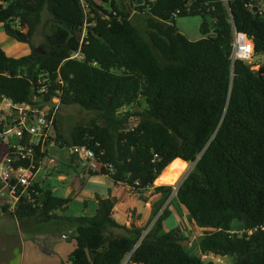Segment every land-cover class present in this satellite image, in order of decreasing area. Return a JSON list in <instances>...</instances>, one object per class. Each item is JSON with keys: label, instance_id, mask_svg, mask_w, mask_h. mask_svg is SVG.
<instances>
[{"label": "trees", "instance_id": "1", "mask_svg": "<svg viewBox=\"0 0 264 264\" xmlns=\"http://www.w3.org/2000/svg\"><path fill=\"white\" fill-rule=\"evenodd\" d=\"M1 1L7 36L32 52L12 58L0 46V101L30 103L38 82L48 79L62 110L78 106L96 114L67 138L58 115L57 144L93 151L99 173L115 184L162 195L143 239L144 229L117 223L112 197L97 195L92 217H66L59 212L72 199L42 187L41 204L2 213L75 227L68 264H124L129 257L135 264H215L191 255L179 231L161 233L175 188L154 184L180 159L194 167L173 199L205 231L202 254L264 264V78L232 60L234 28L264 56V0H88V11L81 0ZM45 12L51 30L36 47ZM139 15L145 32L133 21ZM187 17L202 19L199 40L180 31L177 20ZM76 54L81 59H72ZM142 101L145 108L134 111ZM235 224L242 232L233 231Z\"/></svg>", "mask_w": 264, "mask_h": 264}, {"label": "built area", "instance_id": "2", "mask_svg": "<svg viewBox=\"0 0 264 264\" xmlns=\"http://www.w3.org/2000/svg\"><path fill=\"white\" fill-rule=\"evenodd\" d=\"M81 2L88 11V0ZM86 33L87 27L84 28L82 36L85 37ZM255 57L253 40L234 28L233 62L242 60L255 67L261 64L253 63ZM73 58L81 59L79 54ZM47 82L48 79L38 82L30 103H15L5 96L0 101V209L2 211L5 207L8 212L13 213L20 205L41 204L44 192H41L43 181L39 179L58 167L56 159L50 155V146L57 144L56 119L62 111V103L58 96L50 94ZM71 154L73 157L82 156L89 165H97L94 152L87 147H71ZM153 225L144 232L142 239ZM203 259H207V256Z\"/></svg>", "mask_w": 264, "mask_h": 264}, {"label": "crops", "instance_id": "3", "mask_svg": "<svg viewBox=\"0 0 264 264\" xmlns=\"http://www.w3.org/2000/svg\"><path fill=\"white\" fill-rule=\"evenodd\" d=\"M1 3L2 1L0 0V4ZM1 26L4 30V26L1 23L0 30ZM0 40V46L9 56L8 53L11 48L15 46L13 42H16V40L7 36L5 30L4 32H0ZM2 43L8 44L2 46ZM30 52H32L31 48ZM74 165H77V163L74 162ZM168 168H166V170ZM56 170L58 171V168H56L55 171ZM55 171L49 173L44 178L41 177V179H39L43 181V188L51 189L54 195L56 190L52 187V185H47L46 179L47 177H52ZM84 172V175L78 173L75 181L73 180L72 183L70 182L71 184L67 188V196L64 197L72 199L71 205L74 203L79 205L78 207L82 213L75 214V212H72V214H67L66 212H59L60 216H94L98 209L97 195H99L102 197L113 198V201L115 202L114 218L119 225L126 226L128 228H141L144 229L145 232L154 224L156 219L154 220L153 218V209L157 207V204L161 200V193L155 192L154 188L143 191L142 193L132 192L128 187L122 184H115L108 176L100 174V167L97 165H88ZM87 173L89 174L88 179L86 176ZM159 178L154 184L155 187L167 186L166 184L168 181L160 182ZM67 180L68 179L63 176L58 179L60 182H66ZM175 194L176 193L174 191V194L172 195L173 197L167 201L164 208L169 206V217L175 216V219H177L176 227H178V231L182 234L184 239L183 245L186 250L195 257L203 259L205 256H212L218 259V263L221 262V258L223 257L216 256L214 254H207L205 256L202 254L200 242L205 231L198 228L189 218L187 210L180 206L175 199H173ZM68 211L70 210H67V212ZM4 217L5 216L0 215V219ZM185 218L186 220H183ZM15 221L19 227L20 238L13 240V242L21 247V260L17 264H26L27 261H29L26 259L30 257L29 252L31 254H39L45 262H28L27 264H49L52 263V261V264H68V260L76 248L75 238L77 233L75 227L66 224L63 220H56V225H51V221L47 223H40L37 218L25 219L22 221H18L16 219ZM171 230L176 229L165 223L161 233L163 234ZM115 233L120 234V231H116ZM3 234L5 237H11V234H7L5 232ZM196 242H198V246H196ZM195 246L196 251L195 254H193L189 249H193ZM46 259H49L50 261L48 262ZM35 261L38 262L37 260ZM5 264H12V262H6Z\"/></svg>", "mask_w": 264, "mask_h": 264}, {"label": "rangeland", "instance_id": "4", "mask_svg": "<svg viewBox=\"0 0 264 264\" xmlns=\"http://www.w3.org/2000/svg\"><path fill=\"white\" fill-rule=\"evenodd\" d=\"M99 4L102 5H107L103 0H96ZM50 15L48 12H45L43 15V21L40 27L38 28V31L34 37V44L35 46L41 45L45 40H46V34L50 33L51 30V24L49 23ZM133 21L142 28V30L145 32L147 29L146 21L143 18L142 15H139V17L134 16ZM178 26L180 31L187 35V37L190 40H199L202 35L200 33V25L202 23V19L199 17H187V18H179L177 20ZM4 32L3 27L1 26L0 32ZM13 41V40H12ZM11 41V42H12ZM1 42V40H0ZM15 44L14 47L11 48L9 47L10 52L8 53L9 56L12 58H22L25 56H29L31 54L30 52V46L27 43H21L18 41L13 42ZM8 43H2V46H5ZM254 64H260L258 66L253 67L251 65L252 70L259 72L260 76L264 78V56L259 55L256 56L253 60ZM145 108V102L142 101L141 107H135L134 111H141ZM60 132L65 138L69 137V134L74 126L80 125V124H86L89 123L93 118L96 117V114L93 112L85 111L82 108L78 106H73L69 108H64L60 114ZM135 122L137 123L138 120L135 118ZM50 155L56 159L57 165H58V171L56 170L52 177H47L46 182L47 185H52L54 187L55 195L59 197H66L67 196V188L69 185L72 183V181L76 179L78 173L84 175L85 172L84 170L86 167L89 165L88 161L84 159L82 156H75L71 154V148L68 147H60L59 145H51L50 146ZM74 158H75V163L77 165H74ZM83 159L80 161V159ZM74 165V166H73ZM194 164H189L187 163V168L186 170L180 175L178 179L175 178H170V180L167 182L166 185L169 186H174L175 190L178 188V185L183 181L184 177L191 172L193 169ZM58 172V173H57ZM65 177L68 180L65 182H60L58 181L59 177ZM87 179L89 178V174H86ZM85 176V177H86ZM42 177V176H41ZM71 182V183H70ZM79 205L77 204H70V208L67 214L72 212H75V214H81L80 208L78 207ZM0 215L5 216L4 218L0 219V264H5L6 262L12 264H17L20 262L21 257V247L18 244H15L13 240L20 238L19 236V227L17 225V222L15 221V218H12L11 216L4 215L2 213V210L0 209ZM175 216L168 217L165 221L166 224H168L170 227L172 226L178 231V227H176ZM183 220H186L183 219ZM51 225H56V220H53V222H50ZM164 223V224H165ZM5 227V230H4ZM233 231L235 232H242L243 227L238 226L235 224L232 227ZM11 234V237H5L3 233ZM4 236V239H3ZM73 243V242H72ZM198 246V242H196ZM196 246L193 249H189L190 252L195 254L196 251ZM30 254L29 258H26L27 263L28 262H34V263H40L45 262L42 257L38 254ZM205 258V257H204ZM221 262L218 263V259L214 257H207L205 262H211L215 260V264H235L236 262V257L235 256H227L221 258ZM37 260L38 262H36ZM46 261H50L49 259H46ZM26 263V264H27ZM53 263V261H52ZM49 263V264H52ZM124 264H131L129 262V258L124 262Z\"/></svg>", "mask_w": 264, "mask_h": 264}, {"label": "bare ground", "instance_id": "5", "mask_svg": "<svg viewBox=\"0 0 264 264\" xmlns=\"http://www.w3.org/2000/svg\"><path fill=\"white\" fill-rule=\"evenodd\" d=\"M186 168L187 163L180 159H177L170 164L167 170L163 172V174L159 178V181L166 182L169 181L172 177L178 179L180 175L186 170Z\"/></svg>", "mask_w": 264, "mask_h": 264}, {"label": "water", "instance_id": "6", "mask_svg": "<svg viewBox=\"0 0 264 264\" xmlns=\"http://www.w3.org/2000/svg\"><path fill=\"white\" fill-rule=\"evenodd\" d=\"M255 11H257V8H255ZM257 17H258V14H256L255 18H257ZM188 174H189V173H188ZM188 174H187V175H188ZM187 175L184 177L183 181L186 179ZM183 181L178 185V188L181 186V184L183 183ZM178 188H177V189H178ZM177 189L175 190V193H176ZM139 243H140V242H139ZM139 243H138V245H139ZM138 245L136 246V248L138 247Z\"/></svg>", "mask_w": 264, "mask_h": 264}]
</instances>
